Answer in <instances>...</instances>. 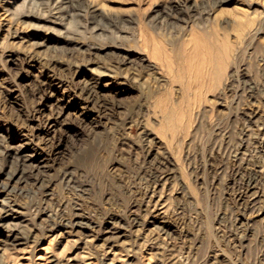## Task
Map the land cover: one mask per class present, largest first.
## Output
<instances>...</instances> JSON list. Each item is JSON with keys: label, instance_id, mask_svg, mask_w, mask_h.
I'll list each match as a JSON object with an SVG mask.
<instances>
[{"label": "rangeland", "instance_id": "rangeland-1", "mask_svg": "<svg viewBox=\"0 0 264 264\" xmlns=\"http://www.w3.org/2000/svg\"><path fill=\"white\" fill-rule=\"evenodd\" d=\"M4 213L0 264H264V0H0Z\"/></svg>", "mask_w": 264, "mask_h": 264}, {"label": "bare ground", "instance_id": "bare-ground-1", "mask_svg": "<svg viewBox=\"0 0 264 264\" xmlns=\"http://www.w3.org/2000/svg\"><path fill=\"white\" fill-rule=\"evenodd\" d=\"M63 1V0H62ZM67 1H65L64 3H66ZM61 3V2H60ZM211 47H212V49H211ZM206 54L205 55H203V57H204V61L205 62H207V69H208V71L209 70H211L212 71V68L215 66V64H217V63H219V61H220V53H223V52H221V51H219L218 50V46L217 45H211V46H209V50L207 51V52H205ZM123 60H124V58H123ZM51 95V94H50ZM49 95V96H50ZM57 102V101H56ZM172 111H170V110H168V111H166V117H167V119H168V121H170V120H173V118H172ZM171 122V121H170ZM23 147V146H22ZM23 150V149H22ZM35 154V153H34ZM18 155V154H17ZM32 158V156H29V158ZM42 157V156H41ZM28 160H24V162H27ZM33 161V160H32ZM30 162V161H29ZM30 163H32V162H30ZM39 163L40 162H37V165H39ZM34 164V163H33ZM20 168V167H19ZM3 173V172H2ZM7 181L9 180V181H12L13 179H16V180H21V178H22V176L20 175V173L19 172H17V171H14V172H12L11 174H9L8 176H7ZM1 180H2V178H1ZM8 181V182H9ZM7 184V183H6ZM242 188V189H241ZM241 190L243 191V194H246V193H249L250 191H252V189H253V180L251 179V178H248L246 181H244V182H242L241 183ZM256 189V188H255ZM239 193H241V192H239ZM155 199V198H154ZM258 205V204H257ZM256 206V205H255ZM4 209H5V207H4ZM256 213V212H255ZM12 214V213H11ZM75 216H79V214H74V217ZM8 218H10V214H8V213H4L3 215H1L0 216V224H5V227H10V228H12L13 226H12V224L8 221ZM65 222V221H64ZM77 223V222H76ZM69 224V223H68ZM68 224H59L60 226H62V225H68ZM74 226V225H73ZM54 228L55 227H52V228H50L52 231H54ZM3 229V228H2ZM65 230V229H64ZM2 231V230H1ZM55 232V231H54ZM57 233V232H56ZM108 234L110 235V236H113V235H115V233L113 232V230H111L110 228H108ZM2 235V234H1ZM109 236V237H110ZM2 239V238H1ZM16 241V240H15ZM55 241V240H54ZM12 243V242H11ZM1 244V243H0ZM30 244V243H29ZM48 245H50V243L48 244ZM46 248V247H45ZM50 247L49 246H47V248L46 249H44V251H43V253H41L38 257H35L34 255H33V257L31 256V254L30 253H21V255L19 254V255H16V257H14L13 259H10V260H7V261H4V262H2V264H46L47 263V260H49V259H52L51 260V262H56V261H58L59 259H58V256L57 255H55L54 254V252H52V256L49 258V257H46L47 256V249H49ZM111 251V250H110ZM42 252V251H41ZM109 254V252H105L104 253V255H105V257L106 256H109L108 255ZM82 255V254H81ZM111 256L113 257L112 259H109L110 260V262H109V264H113L114 262H116V264H120L121 262H122V259H121V257H120V255L118 254V253H115V252H113L112 254H111ZM79 257V256H78ZM69 258V257H68ZM81 260H84L83 261V264H89V263H87V261H88V259H87V257L85 256V255H82L81 257ZM108 258V257H107ZM33 259H35V260H38V262L36 261V262H33L34 260ZM33 262V263H32ZM94 263V262H93ZM144 264H146V263H144Z\"/></svg>", "mask_w": 264, "mask_h": 264}]
</instances>
